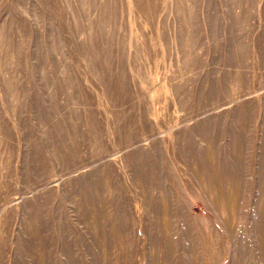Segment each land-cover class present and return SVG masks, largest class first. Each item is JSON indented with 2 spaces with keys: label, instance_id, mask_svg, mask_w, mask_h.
<instances>
[{
  "label": "rangeland",
  "instance_id": "374dc122",
  "mask_svg": "<svg viewBox=\"0 0 264 264\" xmlns=\"http://www.w3.org/2000/svg\"><path fill=\"white\" fill-rule=\"evenodd\" d=\"M0 264H264V0H0Z\"/></svg>",
  "mask_w": 264,
  "mask_h": 264
},
{
  "label": "bare ground",
  "instance_id": "6f19581e",
  "mask_svg": "<svg viewBox=\"0 0 264 264\" xmlns=\"http://www.w3.org/2000/svg\"><path fill=\"white\" fill-rule=\"evenodd\" d=\"M28 96V95H27Z\"/></svg>",
  "mask_w": 264,
  "mask_h": 264
}]
</instances>
